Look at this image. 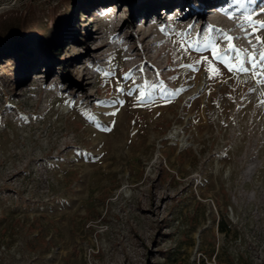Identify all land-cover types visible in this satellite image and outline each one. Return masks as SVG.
<instances>
[{"label":"rangeland","instance_id":"obj_1","mask_svg":"<svg viewBox=\"0 0 264 264\" xmlns=\"http://www.w3.org/2000/svg\"><path fill=\"white\" fill-rule=\"evenodd\" d=\"M88 1L0 0V264H264V83L196 43L259 61L264 0Z\"/></svg>","mask_w":264,"mask_h":264},{"label":"snow or ice","instance_id":"obj_2","mask_svg":"<svg viewBox=\"0 0 264 264\" xmlns=\"http://www.w3.org/2000/svg\"><path fill=\"white\" fill-rule=\"evenodd\" d=\"M234 3L238 4V5H246L249 3V0H233ZM252 3H255V0H251ZM222 12H224L225 14L229 15V18H234L231 14H229L227 12V9H221ZM245 20L248 21L250 24L253 23L252 17L251 15H247L245 17ZM237 27H240L242 29H244V23H241L239 25H237ZM191 28V26H190ZM260 28L264 29V23L260 24ZM161 31H165L164 28H161ZM208 32L210 33V35L205 36L204 33ZM213 33V29L209 28V29H205L202 30L201 33L197 34V40L196 43H201L203 42L205 46H207L209 43L212 44L213 47V51L216 52L218 51L219 45H218V41H228L229 42V49L227 51H231V52H237L238 56L237 59H239V63H228L227 61H224L225 63H228V68L229 71H232L234 73H238V74H246L249 77V80L254 82L257 85H260L262 83H264V81H262L260 79L261 75H264V54H259V61H257L256 57H253L250 53H247V50H238L236 49V46L234 44V41L236 39H238L239 37H232L230 36V34L224 32L223 30L220 29H215V34ZM167 34V33H166ZM178 35V39L174 40V43L179 44L180 45V50L183 52H187L188 50V46L191 45L193 42L187 40V37L190 36V31L188 33H179ZM247 38V37H245ZM118 39V37H117ZM257 40L260 41V37H257ZM264 42V41H261ZM255 47V45L253 46ZM200 49L197 48V51H199ZM223 55H227V52H224ZM245 57H248L247 63H249L251 66L250 67H246L245 63ZM220 58V57H218ZM197 63H199V61H197ZM181 67H191V65H181ZM257 69H261V72H257ZM125 79H127L128 77L125 76ZM119 91H124L123 88H120ZM249 91L251 92H255L257 91V89L255 87L250 88ZM129 95L132 94V91H129L128 93ZM141 97H144V93L141 92L140 93ZM123 103V102H121ZM111 115H115V113H111ZM105 131H107L108 129L105 128Z\"/></svg>","mask_w":264,"mask_h":264},{"label":"trees","instance_id":"obj_3","mask_svg":"<svg viewBox=\"0 0 264 264\" xmlns=\"http://www.w3.org/2000/svg\"><path fill=\"white\" fill-rule=\"evenodd\" d=\"M105 1L106 0H89L87 2L88 3L87 7L84 8L85 10L81 9V12L84 13V11H85L86 15H89L90 13H95L96 9L100 7V6H98V3L99 2H105ZM132 1H134V0H132ZM174 1L175 0H169L168 2H164V1L162 2V1H157V0H155V1L150 0V1L144 2L137 8V10L131 12V17L138 18L140 13L147 14L149 12L157 11L159 9L165 10L167 8V3H173ZM190 2H192V3H190V6H192L193 8H197V9L202 8L203 9L205 7V5L208 4V2H210V0H192ZM212 4L213 3L211 2L208 5L210 6ZM199 5H201V6H199ZM134 9H136V8H134ZM3 21L4 20L0 21V56L3 55L5 57H8V54H10L9 51H11L13 49H14V51L20 50V51H26V53H27L29 51V49L28 48L22 49L21 43L25 40L23 37L25 36V34H27L29 32V29L21 30L18 32L16 31L11 36L8 35L11 33V31L9 32V30L5 31V34H3L4 30H5L3 25L6 23V21H4V22ZM47 42H48V44H50V45H48V46H50L49 50L52 49V51H53L56 49L55 50L56 54L63 53V51L61 50V46L55 47L56 43H53V41H51L50 38L47 39Z\"/></svg>","mask_w":264,"mask_h":264},{"label":"clouds","instance_id":"obj_4","mask_svg":"<svg viewBox=\"0 0 264 264\" xmlns=\"http://www.w3.org/2000/svg\"><path fill=\"white\" fill-rule=\"evenodd\" d=\"M108 11H111V9H108Z\"/></svg>","mask_w":264,"mask_h":264}]
</instances>
